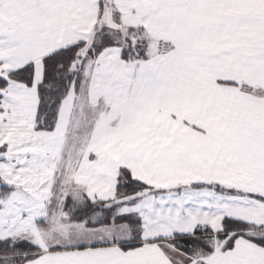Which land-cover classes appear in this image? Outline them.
I'll return each instance as SVG.
<instances>
[{
  "label": "snow or ice",
  "instance_id": "6c2138e0",
  "mask_svg": "<svg viewBox=\"0 0 264 264\" xmlns=\"http://www.w3.org/2000/svg\"><path fill=\"white\" fill-rule=\"evenodd\" d=\"M0 264H264V0H0Z\"/></svg>",
  "mask_w": 264,
  "mask_h": 264
}]
</instances>
